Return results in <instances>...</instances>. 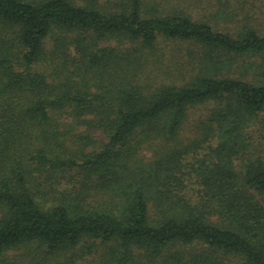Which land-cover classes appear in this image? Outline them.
<instances>
[{"label": "trees", "instance_id": "obj_1", "mask_svg": "<svg viewBox=\"0 0 264 264\" xmlns=\"http://www.w3.org/2000/svg\"><path fill=\"white\" fill-rule=\"evenodd\" d=\"M0 264H264V0H0Z\"/></svg>", "mask_w": 264, "mask_h": 264}, {"label": "rangeland", "instance_id": "obj_2", "mask_svg": "<svg viewBox=\"0 0 264 264\" xmlns=\"http://www.w3.org/2000/svg\"><path fill=\"white\" fill-rule=\"evenodd\" d=\"M157 48L158 50L154 53L159 56L154 59L160 58V62L169 66L170 69L174 70L176 73H178V71L188 72L194 68L198 69V67L202 65L201 53L198 51L199 48H195V45L190 42L162 39L159 41ZM232 72H234L233 68ZM208 109L209 106H196L192 108L191 123L194 122V117H201ZM96 136L98 140H100V143L106 142V138L99 132H96ZM100 143L97 145H100Z\"/></svg>", "mask_w": 264, "mask_h": 264}]
</instances>
